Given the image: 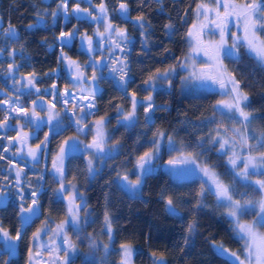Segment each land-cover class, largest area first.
<instances>
[{"label":"trees","instance_id":"obj_1","mask_svg":"<svg viewBox=\"0 0 264 264\" xmlns=\"http://www.w3.org/2000/svg\"><path fill=\"white\" fill-rule=\"evenodd\" d=\"M75 2L85 8L101 4V0H68V6ZM103 3L110 20L118 28L127 30L132 38L125 53L128 74L127 84L122 86L125 90L113 78L102 77L101 91L94 97V111L89 117L93 122L105 121L107 142L116 145L117 151L102 164L98 159L94 173H89L85 157L79 151L71 154L64 165L63 181L66 184L73 182L85 193L87 215L83 234L101 246L107 244L111 248L98 261L86 259L79 253L70 264H119L121 244L130 245L135 250L133 264H155L156 259L162 260L163 264H233L219 253V246L242 257L243 242L236 235L225 208L218 207L216 196L206 191L208 187L202 179L175 181L159 170L146 177L139 196L129 195L117 179L119 173L130 170L137 157L153 150L152 141L158 138V133H164L181 151L216 172L224 183L231 186L236 199L243 202L249 197L259 198L258 191L252 190V183L244 182L234 174L218 143L212 142L217 140L220 128L229 125L226 115L217 110V93L181 94L178 83L174 82L170 91L154 94L155 108L148 114L151 122H146L141 107L135 126L125 127L118 123L123 117L117 110L126 112L130 107L128 92L147 97L151 88L145 86V81L149 76L155 75L157 69L162 72L175 66L183 58L187 52V33L195 19L197 5L210 4L211 0H103ZM121 3L127 5L126 14L119 10ZM58 6V0H0L4 30L11 26L18 34V39L8 38L4 30L0 35V122L6 117L2 101L15 93V85L8 75L9 65H18V73L36 77L35 87L41 94L29 90L30 93H22L16 98L21 106L28 107L37 96L52 98L53 85L58 91L71 88V80L62 68V56L85 62L84 55L75 45L65 47L57 43V37L62 31L92 35L94 23L73 14L67 19L58 15L53 20L52 13L59 9ZM138 17H143V28L137 21ZM40 18L45 19L43 24L38 23ZM258 35L264 39V32ZM238 52L239 60L234 62L233 58H225L224 65L247 94L246 111L252 114V122L262 134L264 65L243 46L242 41ZM11 134L0 129V193L9 199L0 208V225L11 236H15L18 230L22 235L17 255L10 257L0 250V261L27 264L35 228L47 218L61 220L66 215V204L57 198L60 180L56 174L43 173L40 162L33 166L21 165L13 156L8 147ZM74 135L73 129L55 133L46 125L35 141L45 142V136L48 137L44 149L49 162L60 152L64 141ZM89 138L90 134H87L84 140ZM14 166L23 169L21 180L17 181ZM202 189L205 190L203 198L198 195ZM245 193L247 196L242 195ZM169 196L173 199L176 215L167 210L165 197ZM201 199L204 206L197 208V201ZM33 200L37 201L40 216L33 224H23L20 207ZM105 212L111 217L112 241H109L104 224ZM89 220L92 222L87 223ZM189 224H195L191 233ZM97 248L99 257L100 246Z\"/></svg>","mask_w":264,"mask_h":264},{"label":"snow or ice","instance_id":"obj_2","mask_svg":"<svg viewBox=\"0 0 264 264\" xmlns=\"http://www.w3.org/2000/svg\"><path fill=\"white\" fill-rule=\"evenodd\" d=\"M63 9L65 13L68 12V0H61V4L58 6ZM221 9L223 11H221ZM119 10L121 13H127L128 8L125 3H121L119 5ZM74 12H87L88 16H93L91 11L87 9H81L79 4L73 9ZM99 11L101 16L103 17L104 29L106 34H112L116 32L111 21L108 19L107 8L101 0V4L99 5ZM57 15L56 12L52 13V16L55 18ZM197 18L203 16L208 23H202L199 26L194 24L192 29L189 30L188 36L193 39L195 48L204 51L205 55L209 57L212 62L210 65L209 72H201L197 73L193 70L190 73L189 77L186 79H193L196 81H200L202 84H206L207 82H211L213 85H218L220 89L225 90V93L230 97L229 100H221L218 101V106L224 109H227L229 113H232L233 117H238L239 123L247 130L248 126L251 124L254 117L252 114L245 109L248 107V96L246 93L242 91L239 87V82L228 74L226 68L223 65L222 54L228 57H232L234 62L240 59L238 48L241 46V41L243 42V46H245L250 52L255 53V55L259 58V60L264 61V39L258 35L260 32H264V0H249V2H245L243 4L235 3V0H211L210 4H198L196 11ZM236 21V27L241 28L243 35H235L233 34V42L230 48L225 51V47L227 45V33L229 31V23L232 19ZM93 19H99V17L93 16ZM138 23H140V27L143 28L144 24L142 23L143 17L137 18ZM212 24L216 29L219 30L220 40L218 42L205 45L202 39V33L205 28L208 27V24ZM29 27H33V25H29ZM168 27H171L170 25ZM5 35L10 39H18V34L13 27H9L4 30ZM105 33H100L101 36L105 35ZM116 34L122 39H127V34L125 31L120 30L116 32ZM75 36V31L72 32H61L59 39L64 42H70ZM88 50L89 52L94 51L93 41L91 38L88 39ZM236 50V51H233ZM11 54V53H10ZM70 67H76L77 75L75 79L81 83H83V76L79 71V66L70 64ZM101 66H105L101 62ZM19 67L18 65H9L8 71L11 74L14 72L15 68ZM93 75L91 77L93 84L95 85L96 81L99 79L95 73L97 70V65H93ZM117 69L113 68L112 72H116ZM170 76V70H165L163 73L157 69V72L153 76H149L148 80L145 81V84H148L149 87L153 88L154 84L152 81L156 79H165L167 80ZM121 84L126 85L127 80L125 76L120 77ZM170 83V80H169ZM25 87H34L35 86V78L27 79L24 84ZM55 85H53V88ZM39 92V89H36ZM82 93L85 91L84 88L81 89ZM91 95L94 97L97 94V88L94 87L90 90ZM65 97L68 96L67 91L63 94ZM33 108L31 112L24 109L23 107H18L13 109V111L17 112L20 115H23L26 119L30 116L31 119L28 120L29 126L35 123L38 119V113L35 110L36 101H33ZM67 103V100H65ZM55 107V105H53ZM94 107V104L89 102L83 105L81 111L82 115L75 120V125L77 126V131L86 134L85 129L79 127L86 120V116L88 114H92L90 109ZM143 107L145 112V120L146 122H151L149 119V113L154 110L155 105L151 95L145 98V102H141L136 99L135 93L131 96V110L127 112H122L120 109L117 111L123 117L122 121H118V123H123L125 127H133L137 123V108ZM84 109L88 111L85 112ZM73 116L75 113L72 114ZM55 114H50L48 116V122L54 119ZM7 120V117H5ZM71 119V117H70ZM105 121L101 119L96 122V135L93 138V142L87 144L85 146L86 150L94 149V154H102L104 152V144H105V136L103 134V126ZM5 124H0V127H5ZM85 127L87 125L85 124ZM23 125H21V131L18 132V138L20 144L22 146L27 144L29 139L28 133H23L22 131ZM235 133L239 134V130H234ZM161 139L164 136V133L157 134ZM239 142L241 147H246L248 149V155L243 158V170L238 171L236 176L244 181H248L252 172H259L260 169H264V152H260L258 156L251 155V152L260 149H264V133H262L259 137H250L247 134V131L243 134H239ZM254 138L256 140L255 145H249L248 140ZM48 140V137L45 136V142ZM42 142V143H45ZM169 142L171 143V138H169ZM213 143H220L221 150L226 149V146L229 144V141L223 139L222 137L219 140L212 141ZM155 146L153 150H149L144 152L143 155L139 156L136 162L137 172L134 173L136 176L135 180H130L127 174L120 177L121 187L133 194L139 192L142 184L145 182L146 177L151 173L152 168L150 167L153 159L160 151V143L158 139H154L152 141ZM233 146L235 141L232 142ZM203 147V144L200 145ZM40 145L36 146V149H28V155L31 156L34 160L37 158V152L40 150ZM79 151V142L78 137H70L68 140L64 141V143L60 147L59 155L53 161V167L55 172L58 174L60 178V188L59 191L61 193H69V206L67 209V218L63 220L59 225L56 226L55 229H52V234L56 238L63 237V242L66 247L63 249L64 258L63 264H70V254L75 253L76 248L73 244L69 242L67 239L66 229L71 227L77 234L80 235V212L84 210L87 211L86 202L77 204V199H82L76 194L75 185L71 186V191L65 187L63 178H64V169H63V160L66 155ZM2 158V157H0ZM241 161V157L233 150L232 156L229 158L228 163L232 166L233 169L237 168L238 163ZM181 163L184 165H194L192 168H185L180 172L176 173V175L185 177L188 175L195 174L198 169L203 173L204 177H207L206 183H208V191L210 194H213L217 198L218 207L226 208V215L231 217L235 222L236 229L238 230V234L240 238L244 240L245 246L243 250V259L236 252L230 253V256L233 258V264H264V233H261L258 229L264 227V179H257L252 182L254 192L259 193L258 199H252L251 197L243 200L234 199L233 191L230 185L224 183L218 175L209 167H201L196 163L195 159L184 157L181 155L178 159L173 158L170 159L167 163L168 165L175 167L177 163ZM88 171L90 173H94L95 169L93 167L92 159L88 161ZM20 173H17L19 177ZM205 194V190L202 189L198 194L201 198H203ZM3 193H0L2 196ZM33 196L36 193L32 194ZM247 196V193L242 194ZM23 199V197H21ZM167 210L171 215H176V209L173 202V199L169 197H165ZM37 201H32V206L28 208H24L21 206V213L27 212L28 216L22 218L23 224H28L32 215L36 212ZM204 205L202 203V199L197 201L196 207L202 208ZM251 212L254 215V219L250 223H240V218L242 215H247ZM92 221H87V223H91ZM104 224L106 226V230L108 233L109 241H112V225H111V217L107 212L104 215ZM195 228V224L188 225L189 233L193 232ZM42 230L33 234L34 240H39L41 237ZM21 231H17L15 237H12L11 234L5 230L2 225H0V237H3L5 241H12V243H6L4 245V254L8 256H15L16 254V243L21 239ZM55 243V242H54ZM88 246L90 248H97V244L95 240L88 238ZM121 259L120 264H130L131 256H132V248L130 245L121 244ZM222 249L223 253H227L228 250L224 249L222 245L219 246ZM109 245H104L105 255L108 254ZM50 251L57 253V257H59V253L61 251L59 245H55ZM39 254V253H37ZM29 264H32L31 250L29 253ZM0 264H8L7 261H0ZM53 264H55V259ZM160 264H163L161 260Z\"/></svg>","mask_w":264,"mask_h":264},{"label":"rangeland","instance_id":"obj_3","mask_svg":"<svg viewBox=\"0 0 264 264\" xmlns=\"http://www.w3.org/2000/svg\"><path fill=\"white\" fill-rule=\"evenodd\" d=\"M59 1V5L61 4V0ZM87 2H90V0H86ZM237 4H243L245 2H238L235 1ZM78 3H74L72 6H68V12L65 13L62 8L59 7V9L56 11L57 15H60L63 19L70 18L72 15V9L76 6ZM79 7L81 9H87L88 11H91L93 13V16L99 17V19H93V16H88L87 12L82 11V18L87 19L88 21H91L94 23V30L92 36L87 34L86 32L80 33L79 37V44L80 45H85L84 43L88 41L89 38L92 39L93 41V47L97 51V53L93 57H85V62L81 63L79 60L74 59V58H68V57H63L62 56V68L64 69L65 73L68 75V77L71 80L72 86L71 88L67 89H62V90H57L56 88H52L51 93H52V98H45L41 96H37L33 101H36V106L35 110L38 113L39 119L33 123L31 126L28 124V120L31 119L29 116L27 119L23 116L18 114L17 112L13 111V109L18 108V107H23L18 103V96L21 95L22 93H27L29 92V89H27L24 84L21 82V73H18L16 68L14 72L11 74L8 72V75L13 82L12 84L14 86V92L12 93L10 97L4 98L2 101L3 107L5 109L6 117L7 120H3L0 122V124H5V127H0V129L10 131L12 134L9 137V149L12 151L13 156L20 162L22 163L21 165L25 164H30L33 166L36 163L40 162L42 164V172L43 173H49V174H56L57 177L58 174L55 172V169L53 167V161L56 159V157L59 155L54 156V158H51L50 161L48 162V154L47 151H45V143L43 140H40L38 142L35 141V138L38 136L39 131L43 128V126H48V129L53 130L55 133H60L61 131H65L68 128V125L75 131L74 136L70 137H78V142H79V153H81L86 160L87 163V169H88V161L89 159H92L93 161V167L95 168V163L98 159H100L101 164L102 162L109 156H113L116 154L117 151V146L116 145H109L108 144V133L105 128V123L103 126V134L105 136V144H104V152L102 154H94L95 150H86L85 146L87 144H90L93 142V138L96 135V122L97 121H91L89 119L88 114L86 116V120L84 123L79 125V127H82L85 129L86 134H82L77 131V126L75 125V120L79 118L83 113L81 111L83 105L91 102L94 104V97L91 95L90 90L94 87L97 88V93L100 91L99 87L100 85V79L104 76L106 77H111L115 80L116 84H118L121 88H123L125 85L121 84L120 77L123 75L125 76V79L128 78L127 74V65H126V59H125V53L128 50L129 44L132 40V38L129 36V33L127 30L118 28L115 26V24L110 20V17L108 15V19L111 21L114 29L116 32H119L120 30H123L127 34V39H122L119 37L116 32H113L112 34H106L105 29H104V19L100 14L99 11V5H90L88 7H82L79 4ZM197 11V10H196ZM221 11H223L221 9ZM56 20V17L53 19ZM45 22L44 18H40L38 23L43 24ZM202 23H208V21L205 20L203 16H200L197 18V15L195 13V19L192 23V25L189 27V30L192 29V26L196 24L199 26ZM229 31L227 33L226 39H227V45L225 47V51H227L232 42H233V34L235 35H243L242 29L236 27V21L233 18L230 23H229ZM5 26L3 24V21L0 17V35L2 31L4 30ZM188 30V32H189ZM100 33H105V35L101 36ZM202 39L205 45L207 44H212L215 42H218L220 40V33L219 30L215 28L214 25L208 24V27L203 30L202 33ZM128 46V47H127ZM248 50V49H247ZM186 54L183 56L182 59L173 67L167 69L170 70V76L168 77L167 80L165 79H156L152 81L154 84V90L151 88L150 94L153 98L154 101V94L157 93L158 91L162 90H171V87L174 82L178 83V90L180 91L181 94H203V93H209V92H214L218 94L219 100H229L230 97L225 93V90H222L219 88L218 85H213L211 82H207L206 84H202L200 81H196L193 79H186V77L190 76V73L195 70L197 73L201 72H209L210 71V65L211 61L208 56L205 55L204 51L196 49L195 44L192 38L188 36L187 33V50ZM236 51V50H233ZM249 51V50H248ZM250 52V51H249ZM253 56H255L258 60L259 58L255 55V53L250 52ZM225 58H232L228 57L226 55L222 54V60H223V65H224V59ZM263 65L264 61L259 60ZM101 62L105 66H101ZM70 64L78 65L79 66V71L83 76V83L77 81L75 79L77 75V70L76 67H70ZM93 65H97V70L95 75L99 78L95 85L92 82V75H93ZM225 67V65H224ZM115 68L117 69L116 72H112V69ZM226 68V67H225ZM227 70V69H226ZM162 71L161 73H163ZM228 74L231 75L230 71L227 70ZM29 76V75H28ZM232 76V75H231ZM30 78H33V76H29ZM36 79V77H34ZM170 80V83H169ZM123 86V87H122ZM146 87H149L148 84H145ZM87 87V88H86ZM240 87V86H239ZM84 88L85 91L82 93L81 89ZM36 87L32 89L33 93H36L37 95L41 94V91L39 92L36 91ZM124 89V88H123ZM125 90V89H124ZM67 91L68 96L65 97L63 94ZM47 92H49L47 90ZM88 92V93H86ZM30 93V92H29ZM90 93V94H89ZM57 95V97L55 96ZM133 92H128L129 98H130V107L127 111L131 110V96ZM136 99L141 101L142 103L145 102L146 97H140L137 94ZM58 100V101H57ZM65 100H67V103H65ZM30 102V105L28 107H23L24 109L28 110L31 112L33 108V103ZM155 104V103H154ZM55 105V107H53ZM60 105L61 107H59ZM217 110L225 114L227 117V121L229 122V125L222 126L220 128V131L217 133L216 139L219 140L221 137L223 139H226L229 141V144L226 146V149L221 150L220 148V143H218L220 152L225 154L227 161L229 158L232 156L233 150L241 157V161L238 163L237 168L233 169L231 166L232 171L236 175L238 171L243 170V158L246 157L248 153V149L246 147L242 148L241 144L239 142V134L245 133L247 131V134L250 137H259L261 133L257 130V128L254 126V123L251 122V124L248 126L247 130L239 123L238 117H233L232 113H229L227 109H224L222 107L218 106V102L216 104ZM141 107L137 108V119L139 116V110ZM143 109V107H142ZM246 110V109H245ZM85 112H87V109H84ZM94 111V107L90 109V112L92 113ZM126 111V112H127ZM144 111V109H143ZM75 113L73 116L72 114ZM145 113V112H144ZM50 114H55L54 119L51 121V123L48 122V116ZM71 117V119H70ZM93 122V124L89 127V123ZM85 124L87 127H85ZM21 125H23V133H28L29 134V139L27 141V144L22 146L20 144L19 138H18V132L21 131ZM67 126V127H66ZM234 130H239V134L235 133ZM76 132L79 133L80 136L76 135ZM87 134H90V138L86 141L82 138H84ZM68 137V139L70 138ZM67 139V140H68ZM160 143V151L156 155V157L153 159L150 167L152 168V172H158L159 170H163L166 172L173 180L175 181H188L192 179H202L207 187L209 186L207 181V177H204L203 173L200 172L198 169L196 170L195 174L193 175H188L185 177H181L176 175V173L180 172L181 170L185 168H192L195 167L194 165H184L181 164L180 167L175 168L170 165H168V161L173 158H179L181 155L184 157H189L192 159L196 160V163L200 165L201 167H204L200 161H198L194 156L190 155L189 153H186L184 151H181L178 147L177 144L171 139V143L169 142V138H167L165 135L161 139L159 136L157 138ZM233 141H235V144L233 146ZM249 145H255L256 140L254 138L248 140ZM40 145V150L37 152V158L34 160L31 156H29L28 149H36V146ZM9 151V150H8ZM10 151V154H11ZM78 152V151H76ZM260 152L263 151H252L251 155L253 156H258ZM9 153V152H8ZM73 153V152H72ZM72 153L68 154L65 156L63 160V168H64V162H66V159L68 158L69 155ZM85 153V155L83 154ZM165 156V158H164ZM139 157H137L134 160V164L132 167L129 169L124 170L123 172L119 173L117 176V179L119 181V185L121 186V181L120 177L127 174L129 176L130 180H135L136 176L134 173L137 172L136 168V162ZM16 174L19 172L20 175L19 177L17 176V181L21 180L22 178V172L23 169L14 166ZM90 173V172H89ZM216 173V172H215ZM217 174V173H216ZM218 175V174H217ZM261 176H264V169H260L259 172H252V174L249 177L248 181H244L238 178L244 182H249L252 183L253 181L257 179H264V177L259 178ZM219 177V175H218ZM220 178V177H219ZM221 179V178H220ZM60 180V178H59ZM222 180V179H221ZM64 182V181H63ZM64 185L66 188L71 191V186L75 185V190L76 194L81 197L82 199H77L76 203L81 204L85 203L86 197L85 193L83 190L78 189V186L74 184L73 182L70 184H66L64 182ZM142 188V186H141ZM141 188L138 193L133 194L131 192L126 191L129 195L131 196H139L141 193ZM57 198L62 199L65 204H66V215L59 221H54L52 219H45L42 222H39V226L35 228L34 233H37L38 231L42 230L41 232V237L39 240H34L33 235H32V249H31V257H32V264H53L54 259H55V264H63V258H64V252L63 249L66 247V245L63 242V237L61 238H56L52 234V229H55L57 225H59L63 220L67 218V209L69 206V193H61L59 192ZM234 199H236L234 197ZM23 206V205H21ZM32 206V201L27 205V208ZM25 207V206H23ZM21 209V207H20ZM226 210V208H225ZM227 211V210H226ZM80 216V229L82 228L84 218L86 216V212L82 210L79 214ZM36 217H39L38 213L36 212ZM231 221L233 222V226L235 228V233L236 235L240 238V235L238 234V230L236 229L235 222L231 217H229ZM254 215L249 212L247 215H242L240 218V223H250L254 219ZM261 233H264V227L258 229ZM67 232V239L71 244H73L76 248L75 253L70 254V261L75 258L79 253L83 254L84 258L92 260V261H98L101 257L104 258L105 252H104V246H101L98 242H96L97 247L100 246V251L101 254L98 257V248H90L88 246V238H90L87 234H83V231H80V235L77 236L76 232L69 227L66 229ZM33 233V234H34ZM15 237V236H12ZM241 239V238H240ZM93 240V239H92ZM243 242V246H245L244 240L241 239ZM55 242V243H54ZM6 243H12V241H5L3 237H0V250L4 251V245ZM16 243V254L18 251V241ZM55 245L60 246V253L59 257H57V253L50 251L51 248H53ZM111 247H109L110 250ZM132 248V247H131ZM219 253L228 258L230 261L233 262V258L230 256V253L232 251H229L227 253H223L222 249H218ZM30 253V252H29ZM39 253V254H37ZM122 253L121 247H120V255ZM135 250L132 248V256H131V261L130 264H133V256H134ZM29 258L30 256L28 255V263L29 264ZM243 259V256L241 257ZM120 264V262H119Z\"/></svg>","mask_w":264,"mask_h":264},{"label":"flooded vegetation","instance_id":"obj_4","mask_svg":"<svg viewBox=\"0 0 264 264\" xmlns=\"http://www.w3.org/2000/svg\"><path fill=\"white\" fill-rule=\"evenodd\" d=\"M81 17H82V11H81ZM90 36H92V35H90ZM79 37H80V33H78V32H76L75 31V36L73 37V39H74V41H73V45H75L76 46V48H77V50H79L80 52H82V54L84 55V57H93L96 53H97V51L94 49V51H92V53H90V54H88L87 53V51H86V49H88V41H86L84 44L85 45H80L79 44ZM78 60V59H77ZM84 61H85V59H84ZM81 63H83V62H81ZM22 74V73H21ZM24 75H26V76H28L27 74H22L21 75V77L22 76H24ZM30 76V75H29ZM28 76V77H29ZM20 77V78H21ZM30 78V77H29ZM35 87V86H34ZM34 87H31V88H27V89H29V90H32ZM87 88V87H86ZM99 89H100V91H101V86L99 87ZM100 91L96 94V95H98L99 93H100ZM86 93H88V92H86ZM90 94V93H89ZM95 95V96H96ZM94 96V97H95ZM90 116V115H89ZM67 127V126H66ZM67 129H72L71 127H70V125H68V128ZM42 130V129H41ZM40 130V131H41ZM74 130V129H73ZM76 135L77 136H80L79 135V133H77L76 132ZM82 139H84V138H82ZM73 153H78V152H73ZM72 153V154H73ZM84 154V153H83ZM85 155V154H84ZM70 156V155H69ZM68 156V157H69ZM64 165H65V162H64ZM64 169V168H63ZM24 206V205H23ZM87 206V205H86ZM36 207V212L38 213V215L40 216V211H39V208L37 207V205L35 206ZM24 208H27V205H25V207ZM36 212H35V214L34 215H32V219H31V221L28 223V224H26V225H30V224H33L39 217H36ZM86 215H87V211H86ZM21 216V215H20ZM22 216H21V221H22ZM82 227H83V225H82ZM81 231H82V228H81ZM83 233V232H82ZM91 239V238H90Z\"/></svg>","mask_w":264,"mask_h":264},{"label":"water","instance_id":"obj_5","mask_svg":"<svg viewBox=\"0 0 264 264\" xmlns=\"http://www.w3.org/2000/svg\"><path fill=\"white\" fill-rule=\"evenodd\" d=\"M73 9H74V8H73ZM73 9H72V14H73L74 16H76L77 18H80V17H81V12H79V13L74 12ZM59 37H60V36L57 37V43H59V44L65 46V47H70V46L73 45V41H74V39H72V40H71L70 42H68V43H64V42H62V41L59 39ZM86 51H87L88 54L92 53V51L89 52L88 49H86ZM27 79H31V78H29L28 76H23V77L21 78L22 83L25 84ZM27 88H31V87H27ZM180 165H181V163L178 162V163L176 164L175 168L180 167ZM8 200H9V199H8L7 195L3 194L2 196H0V208H3V207L8 203ZM20 214H21L22 217H25V216H28V215H29V213H27V212L21 213V211H20ZM160 262H161L160 259H156V260H155V264H160Z\"/></svg>","mask_w":264,"mask_h":264}]
</instances>
